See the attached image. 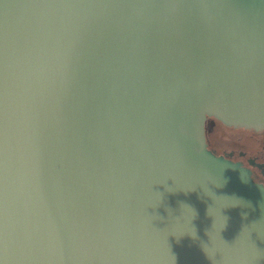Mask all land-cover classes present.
Segmentation results:
<instances>
[{
  "label": "water",
  "instance_id": "water-1",
  "mask_svg": "<svg viewBox=\"0 0 264 264\" xmlns=\"http://www.w3.org/2000/svg\"><path fill=\"white\" fill-rule=\"evenodd\" d=\"M208 117L264 131V0H0V264H264Z\"/></svg>",
  "mask_w": 264,
  "mask_h": 264
},
{
  "label": "flooded vegetation",
  "instance_id": "flooded-vegetation-1",
  "mask_svg": "<svg viewBox=\"0 0 264 264\" xmlns=\"http://www.w3.org/2000/svg\"><path fill=\"white\" fill-rule=\"evenodd\" d=\"M231 135L222 136L217 148H211L249 169L253 181L264 185V131L227 127Z\"/></svg>",
  "mask_w": 264,
  "mask_h": 264
},
{
  "label": "trees",
  "instance_id": "trees-1",
  "mask_svg": "<svg viewBox=\"0 0 264 264\" xmlns=\"http://www.w3.org/2000/svg\"><path fill=\"white\" fill-rule=\"evenodd\" d=\"M226 128L220 121L214 117H208L205 122V136L206 142L209 148H217V143L221 138V134L218 131V128ZM213 136L211 137V135Z\"/></svg>",
  "mask_w": 264,
  "mask_h": 264
},
{
  "label": "rangeland",
  "instance_id": "rangeland-1",
  "mask_svg": "<svg viewBox=\"0 0 264 264\" xmlns=\"http://www.w3.org/2000/svg\"><path fill=\"white\" fill-rule=\"evenodd\" d=\"M218 131H219V133L222 135V136H226V135H231L232 133H234V132H232L230 129H228V128H222V127H220V128H218ZM212 134V133H211ZM213 136V134L211 135V137Z\"/></svg>",
  "mask_w": 264,
  "mask_h": 264
}]
</instances>
